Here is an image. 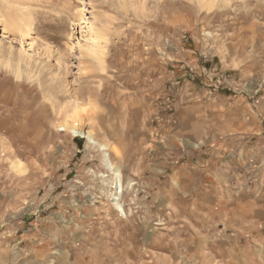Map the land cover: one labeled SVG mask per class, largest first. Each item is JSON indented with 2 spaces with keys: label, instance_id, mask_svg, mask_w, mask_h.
I'll return each instance as SVG.
<instances>
[{
  "label": "rangeland",
  "instance_id": "rangeland-1",
  "mask_svg": "<svg viewBox=\"0 0 264 264\" xmlns=\"http://www.w3.org/2000/svg\"><path fill=\"white\" fill-rule=\"evenodd\" d=\"M0 5L31 21L0 24V264H199L215 224L187 182L252 179L264 154L212 151L207 119L180 139L174 92L264 104V0Z\"/></svg>",
  "mask_w": 264,
  "mask_h": 264
},
{
  "label": "crops",
  "instance_id": "crops-1",
  "mask_svg": "<svg viewBox=\"0 0 264 264\" xmlns=\"http://www.w3.org/2000/svg\"><path fill=\"white\" fill-rule=\"evenodd\" d=\"M178 81L182 86H177L174 92L178 95L175 104L180 106L175 112V132L180 139L193 138V128L207 119L215 122V126L225 127L215 136V143L210 144L212 151L225 150V142L235 140L230 146L233 148L230 156L234 158L238 156L234 155L235 144L242 140L239 151L246 157L251 150L246 141L251 140L264 154V104L257 106L246 96L239 95L235 85L226 87V92H215L213 88L207 89L200 79L189 75L182 74ZM208 99L214 102L209 112L206 110ZM195 138L201 136L195 135ZM198 148L201 150L202 145ZM257 164L258 172L252 179L242 177L230 183L217 180L213 184L204 179L187 182L192 189H187L185 196L190 195L196 203L209 204L210 219L215 224L200 232L210 237L203 245L199 264H264V158ZM208 165L205 163L200 170H206Z\"/></svg>",
  "mask_w": 264,
  "mask_h": 264
},
{
  "label": "bare ground",
  "instance_id": "bare-ground-1",
  "mask_svg": "<svg viewBox=\"0 0 264 264\" xmlns=\"http://www.w3.org/2000/svg\"><path fill=\"white\" fill-rule=\"evenodd\" d=\"M21 15H24V14L21 13ZM0 24L3 25V28L9 25L10 29H12L11 27H14V28L19 27V28H27V29L29 28L28 30H30L31 28L30 27L31 21L23 20V18L20 15L16 14V12H12L11 9H9V7L4 6V5H0ZM101 148L104 149L103 146ZM106 158H107V161L109 162V159L107 156ZM118 183H119V186H121L120 182ZM118 207L120 206L118 205Z\"/></svg>",
  "mask_w": 264,
  "mask_h": 264
},
{
  "label": "built area",
  "instance_id": "built-area-1",
  "mask_svg": "<svg viewBox=\"0 0 264 264\" xmlns=\"http://www.w3.org/2000/svg\"><path fill=\"white\" fill-rule=\"evenodd\" d=\"M162 105H163V110L165 111V114L168 115L169 112L172 113V102L169 100V98H167L166 100H164L162 102Z\"/></svg>",
  "mask_w": 264,
  "mask_h": 264
}]
</instances>
